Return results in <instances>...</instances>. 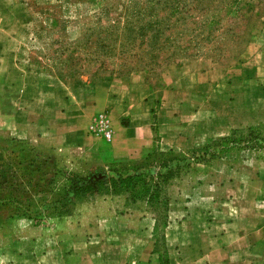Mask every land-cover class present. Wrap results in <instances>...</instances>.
Returning <instances> with one entry per match:
<instances>
[{
	"label": "crops",
	"instance_id": "1",
	"mask_svg": "<svg viewBox=\"0 0 264 264\" xmlns=\"http://www.w3.org/2000/svg\"><path fill=\"white\" fill-rule=\"evenodd\" d=\"M249 31L251 38L237 64L220 65L201 57L169 65L158 99L139 73L99 78L86 85L57 81L8 63L13 75L5 74L4 79L15 84L19 95L5 128L17 138L36 136L57 149L101 153L104 161L145 158L155 149L179 153L218 143L229 130L251 126L253 118L264 122V85H259L254 105L246 88L264 73V17L251 21ZM257 58L260 65L251 67ZM103 113L111 138L88 137L97 115ZM203 172L209 183L197 186L202 190L199 200L171 202L161 238L152 234V228L141 231L143 216L133 210V216H109L122 227L100 232L101 226L95 225L94 233L69 231L47 250L41 249L49 236L45 232L30 242L39 249L25 254L13 255V249L4 245L0 264H264V164ZM99 204L110 206L109 200ZM175 211L179 218L173 217Z\"/></svg>",
	"mask_w": 264,
	"mask_h": 264
},
{
	"label": "rangeland",
	"instance_id": "2",
	"mask_svg": "<svg viewBox=\"0 0 264 264\" xmlns=\"http://www.w3.org/2000/svg\"><path fill=\"white\" fill-rule=\"evenodd\" d=\"M109 1L0 0V235L4 233L9 237L3 240L0 236V248L10 246L13 255L38 248L39 245L30 242L41 238L43 232L49 236L43 239L41 249L47 250L55 239L63 238L69 231L91 230L90 233H94L95 225L101 226L100 232L107 227L110 230L122 227L108 219L109 216H133V210L140 211L146 219H140L141 231L145 228L150 232L152 228V234L161 238L169 223L170 203L187 200L194 204L199 200L202 190H197V186L209 183L203 171L209 168L227 171L250 162L264 164V122L256 118L249 127L229 130L226 138L218 143L198 145L179 153H161L155 149L145 158L108 161L101 159V153H84L74 147H50L36 136L20 139L5 128L7 121L13 119L19 95L15 84L4 79L5 74L13 75L8 63L61 82L87 85L100 78L94 77L92 72L61 78L48 71L57 48V34L50 26L55 19L68 21L66 42L77 38L89 26L105 28L108 20L116 15L111 14L108 19L103 17L98 25L94 22ZM248 5L247 19L264 17V0H248ZM249 21L244 22L240 47L225 64L215 62L210 56L201 57L220 65L237 64L251 38ZM202 53L160 61L148 67L154 73L143 71L139 74L152 86L158 99L166 68L177 62H193L201 58L199 54ZM252 54L257 55L255 50ZM260 63L257 58L249 65L258 67ZM258 77L257 82L253 78L246 84L253 105L258 103L259 85H264V73ZM87 136L94 137L90 131ZM100 149L99 152L103 148ZM203 152L215 156L207 159L201 155ZM118 177L134 179L116 184L110 181ZM216 178L223 180L220 175ZM99 181L102 182L97 190H81L76 192V198L73 197L74 189ZM107 200L110 206L99 204ZM172 215L176 217L179 212H172Z\"/></svg>",
	"mask_w": 264,
	"mask_h": 264
},
{
	"label": "trees",
	"instance_id": "3",
	"mask_svg": "<svg viewBox=\"0 0 264 264\" xmlns=\"http://www.w3.org/2000/svg\"><path fill=\"white\" fill-rule=\"evenodd\" d=\"M248 7V0H111L94 22L98 25L103 17L116 15L108 25L89 26L69 42L65 37L68 21L52 22L57 48L46 69L61 78L91 72L94 77L123 78L143 71L154 73L148 68L153 64L199 52H203L200 57L225 64L240 47L243 28L251 21L246 18ZM101 182L74 189L73 197L81 190H97Z\"/></svg>",
	"mask_w": 264,
	"mask_h": 264
},
{
	"label": "built area",
	"instance_id": "4",
	"mask_svg": "<svg viewBox=\"0 0 264 264\" xmlns=\"http://www.w3.org/2000/svg\"><path fill=\"white\" fill-rule=\"evenodd\" d=\"M90 134L94 137L109 140L111 138V129L109 127L108 117L105 113L99 114L90 129Z\"/></svg>",
	"mask_w": 264,
	"mask_h": 264
}]
</instances>
